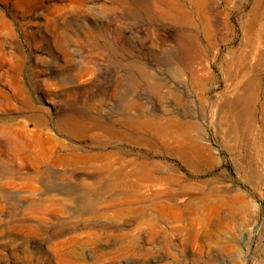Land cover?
Here are the masks:
<instances>
[{"label":"rangeland","instance_id":"374dc122","mask_svg":"<svg viewBox=\"0 0 264 264\" xmlns=\"http://www.w3.org/2000/svg\"><path fill=\"white\" fill-rule=\"evenodd\" d=\"M253 17L264 0H0V264H264ZM241 95L256 120L230 135Z\"/></svg>","mask_w":264,"mask_h":264},{"label":"bare ground","instance_id":"6f19581e","mask_svg":"<svg viewBox=\"0 0 264 264\" xmlns=\"http://www.w3.org/2000/svg\"><path fill=\"white\" fill-rule=\"evenodd\" d=\"M200 1V0H198ZM259 8V6L255 7L253 10L254 14H257L256 10ZM258 17H253L252 20L246 24L243 28L246 32H253V34H257V38L261 41H264V23H263V19H257ZM252 34V35H253ZM250 35L248 36L247 33L245 34V39H244V43L246 45H249V43L253 40V36ZM264 55V52L262 53ZM253 72V68L251 65L249 66H243L242 64H235L234 68L232 67V69L230 70V72H228L229 77L233 78L232 79V87H233V91H243V92H247L248 89L250 88V79L247 80V78L249 77V75ZM228 77V79H229ZM230 80V79H229ZM246 96V95H243ZM242 95L240 97H238L237 99L231 101V102H227L226 104H224L222 106V108L220 109V119H221V123L224 122L227 126H231V129H229V134L230 135H235L239 133L240 130V124L242 122H246L248 119L251 121L256 120V115L255 112L251 109L250 103H249V111H248V115L244 116V112H242V109L244 108L245 105V98ZM250 102V101H249ZM248 117V118H247ZM223 123V124H224ZM231 123V124H230ZM226 126V127H227ZM168 131V130H167ZM185 132V131H184ZM160 133V132H159ZM228 134V135H229ZM156 135V134H155ZM163 135V134H162ZM184 135V134H183ZM186 135V134H185ZM184 135V136H185ZM178 136V135H177ZM175 137V136H174ZM164 138V137H163ZM169 138V137H168ZM167 138V139H168ZM186 138V137H185ZM177 140V139H176ZM190 140V139H188ZM182 141V140H181ZM192 141V140H191ZM184 143V142H183ZM206 147V146H205ZM185 149V148H184ZM205 149V148H204ZM189 151V150H188ZM134 169V167H133ZM136 169V168H135ZM134 169V170H135ZM133 170V174L127 173L125 175H123L124 177H122L121 180H117V176L115 177H109V186L113 184L114 187H119V186H126V187H130L132 188L133 191H135L139 186L138 184L140 183H135V184H130L132 181H130V176L132 177H139L142 179V177L145 175L144 171H147L149 169H147L146 167H143L142 165H140L139 167H137V173L134 172ZM136 171V170H135ZM125 173V172H124ZM151 174V173H150ZM149 174V175H150ZM148 175V176H149ZM152 176V174H151ZM119 177V176H118ZM121 178V177H120ZM129 178V179H128ZM146 178V177H145ZM143 178V179H145ZM128 179V180H127ZM138 179V178H137ZM108 180V178H107ZM106 180V181H107ZM146 180V179H145ZM148 180V179H147ZM105 181V182H106ZM141 181V180H140ZM103 179L101 177L95 178L93 179L92 183H89V186H93V185H98V184H103ZM104 182V183H105ZM146 182V181H145ZM111 183V184H110ZM144 183V182H143ZM108 185V183H106ZM142 184V183H141ZM106 186V185H105ZM113 186L111 187V189L113 188ZM141 187V186H140ZM104 189V188H103ZM107 189H109V187H107ZM106 190V189H105ZM110 190V189H109Z\"/></svg>","mask_w":264,"mask_h":264}]
</instances>
